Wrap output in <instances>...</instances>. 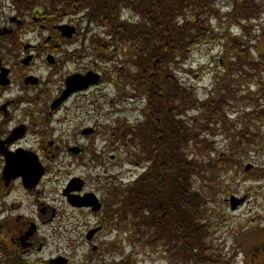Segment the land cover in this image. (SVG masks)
<instances>
[{"label":"rangeland","instance_id":"obj_1","mask_svg":"<svg viewBox=\"0 0 264 264\" xmlns=\"http://www.w3.org/2000/svg\"><path fill=\"white\" fill-rule=\"evenodd\" d=\"M210 1L219 20H209L211 30L207 36L194 41L186 59L170 66V74L178 85L192 94V99L197 98L205 108H210L205 105L209 103L215 105L216 110H221L218 117L215 115L206 123L200 114L203 112L200 107L175 118L184 129L185 146L181 147V152L197 165L191 171L189 183L191 191L200 200L195 224L205 233L201 239L205 249L198 250L193 259L183 255L180 245L170 242L168 237L159 240L152 229L143 227L139 231L136 228L139 227L135 223L138 220L133 216L131 207L127 203L124 205L123 199L131 189L130 185L138 179L136 177L147 171L158 156L156 149L147 155L139 139L133 140L136 129L126 128L133 124L137 127L135 122L144 124L148 121L147 113L144 115L143 111H146L145 96L131 98L134 88L127 84L129 78L125 77L127 72H137L138 68L130 67L128 61H133L130 55L117 52L116 56H108L101 52V48H93L90 37L92 34L102 37L100 30L94 28L86 33V22H76L79 35L74 37L73 42L60 45L57 49L59 60L66 59L59 66L60 73L94 70L102 75L103 80L75 96L74 110L61 111L60 118L63 120L65 117L67 123L60 124L59 131L61 141L90 149L86 155L76 159L66 150L56 152L58 156L49 164L54 167L49 170L54 175L53 181L44 182L37 188L42 192L38 197L39 202L53 204L58 210L57 226L62 231L60 238L53 235L55 239L48 240L45 236L49 234L41 230L44 237L40 251L34 248L33 253L21 258L22 251L12 248V257L18 254L19 259L29 264H48L50 259L57 256L67 258L68 264H195L196 261L198 264H242L241 249L260 244L261 238H264V72L261 80L260 67L263 65L260 66L258 61L263 51L259 37L261 20H252L246 30L240 29L224 18L230 12L233 0ZM5 3L8 4L7 1ZM9 11L13 15L11 8ZM131 15L128 10H123L121 20L140 22V18L138 20ZM39 16L40 19L44 18ZM65 19L64 22L75 20L70 16ZM23 20L29 26L30 14H24ZM46 20L44 24L51 25V19ZM30 26L39 29L37 25ZM46 35L44 31L43 38ZM27 36L25 41L37 43L34 40L37 33L28 32ZM233 38L241 40L239 43L248 44L247 48L239 50L242 66L238 70L233 67L236 58L232 55H237L230 43ZM103 55L107 60L101 57ZM243 56L256 65L247 64ZM229 86V99H223L222 93ZM123 91L130 99H122ZM188 122L196 124L197 128L190 129ZM148 123L153 126L151 129L155 128L151 120ZM63 124L66 128H62ZM117 126L121 132L119 141L111 137ZM79 127H95L99 134L91 137L81 133L75 139L69 138L73 131L82 129ZM95 152H100L99 157L93 156ZM71 176L84 179L86 188L97 192L104 203V211L110 214L103 216L100 211H73L64 205L61 190ZM115 186L120 192L119 199L111 193ZM19 191L12 193L10 202L18 201L21 204L18 210H11L12 217L18 213L25 217H37L38 213L29 207L28 197H24L26 193ZM18 195L19 198H15ZM230 196L244 198L236 210L230 209L228 199L233 200ZM106 216L120 217L121 222H110L113 226L115 224L111 229L102 220ZM123 218L127 224H124ZM99 223H106V231L87 241L83 235ZM6 227H10L13 238L24 228L22 222L14 219ZM142 231L148 232V235H141Z\"/></svg>","mask_w":264,"mask_h":264},{"label":"trees","instance_id":"obj_2","mask_svg":"<svg viewBox=\"0 0 264 264\" xmlns=\"http://www.w3.org/2000/svg\"><path fill=\"white\" fill-rule=\"evenodd\" d=\"M14 3L18 10L24 7L26 10H34V7L41 6L44 18L51 17L56 21L64 15H77L79 22H86V33L98 28L102 34V37L91 35L93 48H101V52L108 56H116L117 52H121L133 59L128 61L129 65L138 70L134 73L128 70L125 74L129 78L127 84L134 88L136 95L145 96L147 120L155 125L151 129L153 126L148 121L141 124L138 126L139 135L146 154L148 151L151 153L154 147L158 156L147 173L130 186L123 203L131 207L133 216L140 219V225L154 228L162 239L170 233V242L178 243L183 255L194 259L198 250L205 249L201 243L202 234L205 233L195 224L200 200L191 191L189 183L191 171L197 165L181 152V147L185 146L184 129L175 118L200 107L203 110L200 114L206 123L215 115L218 117L221 110H216V106L209 103L205 105L210 108H205L197 98L192 99V94L178 85L170 74V66L186 59L194 41L207 36L211 30L209 20H219L212 1L16 0ZM123 10H128L131 17L140 18V22L121 20ZM224 18L230 25H237L243 30L251 26L252 20H261L259 37L263 51L258 61L260 66L263 65L260 72L263 71L264 0H233L232 8ZM240 41L233 38L230 42L237 52L236 56L232 55L236 58L233 67L237 70L242 66L239 50L248 46ZM233 49L230 47L232 52ZM105 55L101 57L107 59ZM244 58L247 64H255L248 57ZM229 91L230 86L223 91V99H229ZM188 123L190 129L196 127V124ZM192 137L196 138L195 135ZM195 264H198L197 261Z\"/></svg>","mask_w":264,"mask_h":264},{"label":"flooded vegetation","instance_id":"obj_3","mask_svg":"<svg viewBox=\"0 0 264 264\" xmlns=\"http://www.w3.org/2000/svg\"><path fill=\"white\" fill-rule=\"evenodd\" d=\"M9 10L10 7L5 4L3 8L0 6V264L10 262L13 264V261L19 257L18 254L12 257V248L22 251L21 258L33 253L34 248L40 251L43 248L41 240L44 237L41 230L49 234L45 236L48 240L55 239L53 235L60 238L62 231H59L57 226L58 210L53 204L39 202L38 197L42 192L37 190V187L52 174L49 171V164L58 150L64 148L72 155L71 147H77L79 151L76 152V156L82 157L90 149L80 144L71 145L68 141H61V134L56 132L51 124L44 125L50 122L53 114L62 109L70 110L75 107V105L67 104L77 94L69 96L53 113L49 110L51 101L60 96L65 87L64 80L71 74L60 73L59 66L65 61L59 60L56 54L60 43L65 42H59V37L50 35L45 41L53 46L43 44L39 33L26 28L22 20H13ZM28 32L37 33V38H34L37 43L31 44L25 41L28 38ZM48 55L52 57L50 62L47 61ZM86 71V69L80 70V73H86ZM81 133L73 131L69 138L75 139V136ZM99 154L100 152H95L93 156L97 158ZM27 157L35 162V170L39 167L44 173L35 185L36 188L30 190L23 187L21 178L26 170L24 165ZM47 162H49L48 165H46ZM81 184L80 191L72 193L82 195L91 192L99 198L96 191L86 188L87 183L84 179ZM19 190L26 193L24 197H28L29 207L38 213L37 217H25L19 213L12 217L11 210H18L21 207L18 201L10 202L12 193ZM99 201L100 214L103 215L105 206L100 199ZM64 203L73 211H91L90 208L70 206L67 201ZM13 219L22 222L24 226L14 238L10 227H6ZM118 220L120 221V217ZM95 229L97 233H94L91 240L106 231L104 223L97 224ZM83 236L86 238L85 235ZM259 243L253 248L241 249L242 264H264V238H261Z\"/></svg>","mask_w":264,"mask_h":264},{"label":"water","instance_id":"obj_4","mask_svg":"<svg viewBox=\"0 0 264 264\" xmlns=\"http://www.w3.org/2000/svg\"><path fill=\"white\" fill-rule=\"evenodd\" d=\"M59 30L62 31V34L70 37L71 34L73 33V28L72 27H68L65 25L59 26L58 27ZM98 80V76L94 73H87L85 76H81L78 74L72 75L70 77H68L65 81H66V89L64 91V95H67L69 93H72L76 90L79 89H83L88 87L91 84H95ZM90 203V202H88ZM82 204V203H80ZM84 204V203H83ZM96 206H95V210H96Z\"/></svg>","mask_w":264,"mask_h":264}]
</instances>
